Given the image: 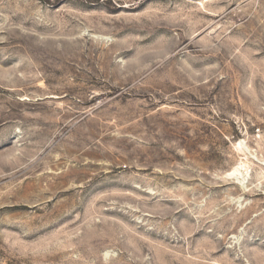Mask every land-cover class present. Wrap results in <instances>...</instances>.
<instances>
[{
  "label": "rangeland",
  "instance_id": "rangeland-1",
  "mask_svg": "<svg viewBox=\"0 0 264 264\" xmlns=\"http://www.w3.org/2000/svg\"><path fill=\"white\" fill-rule=\"evenodd\" d=\"M0 264H264V0H0Z\"/></svg>",
  "mask_w": 264,
  "mask_h": 264
},
{
  "label": "bare ground",
  "instance_id": "bare-ground-1",
  "mask_svg": "<svg viewBox=\"0 0 264 264\" xmlns=\"http://www.w3.org/2000/svg\"><path fill=\"white\" fill-rule=\"evenodd\" d=\"M236 171L237 169H234L232 172H229L226 177L233 179L238 184H241L244 179L240 178L239 174H237Z\"/></svg>",
  "mask_w": 264,
  "mask_h": 264
}]
</instances>
